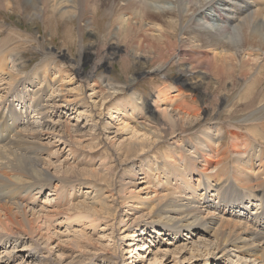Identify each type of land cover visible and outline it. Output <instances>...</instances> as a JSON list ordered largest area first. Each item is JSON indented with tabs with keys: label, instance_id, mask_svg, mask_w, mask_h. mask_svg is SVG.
Wrapping results in <instances>:
<instances>
[{
	"label": "bare ground",
	"instance_id": "1",
	"mask_svg": "<svg viewBox=\"0 0 264 264\" xmlns=\"http://www.w3.org/2000/svg\"><path fill=\"white\" fill-rule=\"evenodd\" d=\"M29 1L33 3L32 6ZM15 6L28 12L27 17L29 11L34 9L38 17L43 14L44 19L51 22L73 19L82 22L87 12H90V20L100 15L110 18L113 13H109L108 9L120 6L117 15L119 32L123 37L135 35L139 51L149 48L151 57L153 55L151 69L139 70L128 82V88L144 76L163 79L166 72L176 66L179 73L177 85L164 80L166 77L163 79L152 99L154 111L162 116L172 131L200 129V132L199 136L194 137V143L186 145L179 143L182 133L178 132L179 145L170 146L172 151L164 154L162 161L151 156L154 160L151 169L147 162L144 163L145 153L149 156L150 149L157 147L159 142L151 141L148 146L146 141L138 143L140 138H136L138 132L134 126H131L132 129L129 127L132 137L118 144L105 135L114 129L116 117L122 125L114 130L116 136L130 126V123L124 122L128 115L126 107L134 109L133 115L141 113L137 106H131L135 100V103L141 104V98L137 97L139 95H125L120 105L107 107L106 104L105 107V103H102L101 107L106 109L108 118L93 121L91 112L84 116L80 127L76 124L78 130L73 131L70 128L72 124L61 122V114H68L71 120L79 121L83 111L77 112L74 100L61 98L57 102L49 101L59 91V87L55 86L57 82H53L49 75L60 79L64 75L63 70L53 66L49 73L46 67L39 68L45 63V57L30 73L21 77L19 64H14L17 59L7 55L5 48L0 47V264H81L73 261L77 256L75 253H82L83 249L93 244L84 230L95 232L99 229V223H104L102 231L107 230L101 241H107L121 225L119 242L134 246V251H138L135 255L142 256L141 259L145 258L152 245L146 239L150 234L161 243L167 240L164 250L154 251V262L158 260L157 254L167 255L171 252L173 258L176 257L174 259L180 257L181 263L203 260L198 264H221L219 259L227 261L232 256L241 264H264V200H259L261 212L250 215L244 205L246 198L241 192L262 195L264 145L261 141L264 137L253 129L241 132L233 125L222 127L217 122L205 121L208 109L205 103L209 100L221 103L227 98L220 94L227 79H233L229 82L231 87L233 81L241 85L244 95L239 92L237 101L243 98L250 100L253 84L264 83V0H0V11H8ZM5 26V23H0V33L4 32L3 28H8ZM177 35L180 36L178 43ZM93 48L86 52L93 51ZM114 50L116 54L109 50L101 52V59L93 67L100 63L106 66L123 57H117L119 51ZM49 53L50 57L56 55L68 59L65 53L55 54L50 49ZM7 63L13 67L8 68ZM80 64L78 62L73 67L69 62V70L72 73L73 69L76 71L77 80L83 77L81 82L87 88L89 80L86 81V76L81 73ZM211 81L217 86L215 93L207 91ZM26 85L32 89L29 90ZM114 88L117 91L111 94L120 93L119 86H110V89ZM92 91L85 104L79 102L78 107L88 109L90 102L95 104L93 98L96 92ZM195 91L200 93L199 96ZM187 96L192 103L199 98L205 107L199 111L196 107L180 104L179 99ZM45 97L47 103L43 101ZM248 105L254 106L252 103ZM257 120L250 123L259 124ZM62 124L74 135L70 134L72 131L65 134ZM260 126L264 127V114ZM94 129L98 134L95 135ZM95 136L103 138L120 166L126 169L119 175L116 189L103 186V173L109 174L113 169L112 163V166H108L105 159H101L96 167L79 169L81 161L90 163L91 156L101 149L90 148L87 154L85 150L80 151L78 144L89 142V139L94 141ZM143 139L149 142V139ZM60 146L76 157L75 160L69 162L68 158L62 159ZM152 179L156 182L149 185L148 181ZM141 184L143 186L139 187ZM219 185L221 188H218ZM109 188L111 191L107 192ZM217 188V192L213 191ZM46 192L47 196L38 203L39 196ZM115 207H123L125 213L132 212L130 216L135 213L138 216L133 220L127 215L122 218L124 214L118 215ZM111 214L114 221L109 223L107 220ZM144 217L146 220H142ZM59 221L68 231L63 234L72 236L67 239V245H74L76 251L70 248L65 251L62 248L64 243L56 244L53 247L59 248L60 254L58 258H53V247L50 246L55 241V233L51 232V226ZM133 229L137 230L131 232ZM160 236L168 239H160ZM178 240L183 242L175 246ZM203 241L208 243L205 245ZM80 242L83 243L78 244ZM170 245L174 246V250L169 251ZM100 246H104L105 252L109 247L103 243ZM92 249L98 252L99 248L94 244ZM140 250L145 252L140 253ZM187 252L189 259L183 257V253ZM151 253L153 250L149 255ZM108 255L111 256L109 264L123 262L117 253L109 252ZM91 259L88 258L89 264H94Z\"/></svg>",
	"mask_w": 264,
	"mask_h": 264
},
{
	"label": "rangeland",
	"instance_id": "2",
	"mask_svg": "<svg viewBox=\"0 0 264 264\" xmlns=\"http://www.w3.org/2000/svg\"><path fill=\"white\" fill-rule=\"evenodd\" d=\"M30 2L31 1H29V5L32 6L33 3L31 4ZM16 7L17 6H15L13 9L8 10V11H2V10L0 11V23L3 22L8 27V28H3L4 32L0 33V44H2L0 47L2 49L5 48L4 51L7 52L6 53L7 55L10 54L17 59V61L14 64H15V66H16V64H19V70L20 71H18V72L20 73L21 77L23 76V74L30 73V71L33 70V67H36L37 65H39L41 63L42 59H45V57H46L45 63H42L41 64L42 66L40 65L41 67L38 66L39 68H42L44 66V67H46L45 69H47V71L49 73L51 72V70L54 67L57 69L63 70L64 75L63 74L61 75V78L63 81H58L61 78L59 79L57 77L49 75L50 78L53 80V82L54 81L57 82L55 86L59 87L58 88L59 91L57 92V94L54 95L53 98H49V101L55 100L57 102L61 98H66L68 100H74L75 101L74 104H75V107L77 109V112H79V111L81 112V110H82L84 115L80 114L79 121H75V120H71L70 117L68 116V114L67 115L61 114V118H60L61 122L72 124L73 126L70 125V128L73 131H77L78 127H75L76 124H78L80 127L82 125V120L85 119L84 116L89 115L91 112H93V119H94L93 121H97L99 119L101 121H103L104 119L108 118V115H106V112H107L106 109L104 107H101L102 103H105L104 106L107 104L106 105L107 107H110L111 105H116V104L120 105L121 102H123V100H124L123 98L125 97V95L129 94V96H131V94H132V96H133V93H134V94H136V96L139 95L137 97H140L142 101H141V104H137V103H135L136 100L135 101L133 100L134 103H132V104H134V105L131 104V106H137L139 108V110L141 111V113H139L138 115H133L134 109L132 107L128 108L129 106L126 107L128 115L126 116L124 122L130 123V126L128 125V128H125L123 131H121V133H119V135L116 136V134H114V130H116L117 127H119V128L122 127L120 120L117 119V117H116V119L113 121V123H114L113 128L114 129H110L108 131V133L107 132L105 133V135H108V139L111 138L110 140L112 142L114 140V141H116V143L123 140V139L129 140V138L132 137L131 126H134V128L138 132V134L136 135V138L137 137L140 138V139H138V141L139 140L141 141V142L139 141L138 143H142L143 141H146V143H147L146 145L148 146V145H151V141L159 142L157 144L158 146L156 145L157 147H154L153 150H152V148L150 149L149 156H148V153H145L146 161L144 163L147 162V164L150 165L151 169H152L153 163H154V160H153V158H151V156L157 157V161H160V160L162 161L163 155L164 154L167 155L169 153V151L170 152L172 151L170 146L179 145V143H181L182 145H186L190 142L194 143V140H195L194 137L199 136L200 129H195L194 131L192 129L191 130H184V132H181L180 129L179 130L175 129L172 131L168 127V125L166 124L165 120H163L162 116H160V114H158L157 112L154 111L155 109L153 107V102H152L153 100L152 99H154V95H156L155 90L161 82H163L164 80H167L169 82H172L171 84L177 85L176 83H177V80L179 77V73L177 72L178 68H176V66H174L170 70H168L169 69V67H168V69H167L168 72H166V74H165L166 78L163 76V79L165 78L164 80L160 79L159 77H151L150 78V77L144 76L141 79L139 78L134 85H132L131 87L128 88V82L130 81V79L133 78L134 75H137V72L139 70L149 71V69H151V67H152L151 60L153 58V55L151 57L152 52L150 51L149 48L143 50V52L139 51V49H138L139 45H138L137 37H135V35L130 34L131 36L129 35L127 37H125V36L123 37L122 34L119 32L117 15L119 13L118 10H120V8H121L120 6H119L120 8L117 6H113V7H111V10H110V8L108 9L110 11L109 13H111V14L113 13L110 18H105L104 16L102 18L101 17L102 15H100L99 18H94L93 20L92 19L90 20V12H87L85 17L83 18L82 22H78L77 19L67 20L66 22L63 20L58 21V22H56V21L51 22V21H48V19H44L45 17L43 14H41L42 16L40 15V17H38L37 16L38 14H36V12H34V9L31 10V8H30L31 11H29V16L27 17L28 12L25 13L22 11V9H20L18 7L16 8ZM103 8H105V7H103ZM117 8H119V9H117ZM112 10H114L115 12ZM48 11H49V8L47 9V13H48ZM22 12L25 14L23 15ZM51 13H53V12H51ZM102 14L104 15V13H102ZM131 16H133V13H131ZM107 27H108V29H107ZM13 30H15V32H13ZM176 40H177L176 43H178L180 40L179 35L176 36ZM145 42L150 43L148 40H145ZM91 47L92 48L94 47L92 49L93 51L86 52V50H88ZM49 49H50V52L55 53V54H58V53L67 54L68 59H63V58H60L59 56H56V55H54V57H50V55H48V54H50ZM107 49L111 53L114 52L113 54H116L115 50H114V49H116L119 51L118 54H120L117 57H122V56L123 57L120 58L119 60H116V61L106 65V66L104 63L103 64L100 63L101 66L100 65L95 66L98 68L93 67L94 63H98L99 62L98 60L101 59V56L103 55L102 53L103 52L105 53V51L108 52ZM84 52H86V53H84ZM99 53H100V55H99ZM137 53H138V55H137ZM87 56H88V59H87ZM127 58H129V59H127ZM86 59H87V61H86ZM121 59L124 62L122 64H121ZM69 62H70V64H72L73 67H76L78 62L81 63L80 64V71H81V73H83L84 76H86V81L89 80V87H87L89 89L85 88V84L83 82H81L82 80H84L83 77H82V79L77 80V77L75 74L76 71L73 69V73L75 74L74 75L72 73V71L69 70ZM9 65H12V64H8L7 65L8 68L13 67V66H9ZM92 68H95V69L92 70ZM201 70H202V68H201ZM40 72H38V73L40 74ZM160 76H162V75H160ZM231 80H233V79L232 78L227 79L226 84L223 86V89L220 91V94L226 95V97H227L226 99H223V102L217 103L215 101L213 102V101L209 100L208 102L205 103V106L208 108L206 110L207 111V116L205 117L206 119L204 118L205 121H210V122L212 121L213 123L217 122L222 127L233 125L235 127H238L241 132H244L246 129H253L256 132H259V134L263 135V137H264V131L262 130V128L264 129V127L260 126L261 121H262V117L264 114V111H263L264 110V97L262 96L264 94V83L260 84V85L253 84L254 87H253L252 91L250 89V93H249L250 94L249 95L250 100L246 101V99L243 98L242 100H244V101H242V100L237 101L236 96L239 94V92L241 94H243L244 92H242L243 90L240 88L241 85L239 86V84L234 83V81L232 82L233 86L231 87L230 83H229ZM93 84H94V86H93ZM91 85L93 88L91 87ZM111 85L119 86L118 91H120V93L118 92V94H111V92L114 93L113 91H117L115 88L110 89ZM208 86H209L207 88L208 92H212V93L216 92L217 86H216V84H214V81H211L210 85H208ZM26 87L29 90L32 89L31 86L26 85ZM125 87H127V88H125ZM92 89L95 90V92H96V95L93 98V101L95 100V104L89 101L90 104H89L88 109H87V107L86 108H84V107L82 108V106L78 107V104H80V103L82 105L85 104L84 102L86 100H88L87 99L88 95L90 93H93ZM185 89L189 90L188 88H185ZM252 92L254 93V95L259 94L260 96L258 95L257 97H255L252 94ZM195 94L196 95L198 94V96H199L200 93L195 91ZM168 95H169V93H168ZM107 96H109L110 98L109 97L107 98ZM171 96H173V94L170 95V98H171ZM261 99L263 100V102H259ZM43 101H45L47 103V97H45V99ZM179 103L180 104L183 103L182 104L183 106L188 105L191 107H196V108H198L199 111H201V109L203 107H205V106H202L204 104H202V102L199 98H197L196 101L194 103H192L191 100L188 101V96L186 98H180ZM250 103H252V105L254 104V106H249L248 104H250ZM93 106H94V108H93ZM209 108H210V110H209ZM129 109H130V112L128 111ZM90 110H92V111H90ZM135 111H137V109H135ZM68 113H70V111ZM71 113H72V111H71ZM73 113H75V112H73ZM210 113H211V115H210ZM255 119H258L257 122L260 121L259 124H256V125L251 124L253 121H255ZM68 121H70V122H68ZM156 121H157V123H156ZM138 122H139V124H138ZM65 126L62 124V130L64 131V133L66 132L65 134H69V132H71L72 130L69 131L68 129H65ZM129 127L131 129H129ZM167 129H169V130H167ZM255 129H257V130H255ZM58 131H59V128L57 129L56 133H58ZM73 131L70 134H73ZM174 131H176V132H174ZM93 132L95 133V129L93 130ZM97 132L95 133V135L98 134ZM178 132L182 133L181 140L179 139L180 136H178L179 135ZM173 133H176V134H173ZM144 134H146V136ZM142 135H144V136H142ZM95 137L97 139L95 138L94 141L92 139H89L90 141L92 140V142L83 141V142H80L78 144V141H76V144H78V146L82 148V149L79 148L80 151L85 150V153H87V154H88L90 148H93L92 150L101 149L99 151V153L91 156L92 161L90 163L84 164V162L81 161L79 163L80 164L79 169H83L86 167L88 169L96 167L100 163L101 159H103V160L105 159V162L108 164V166L113 165L112 166L113 169L112 170L110 169L112 171V173H111V171L109 172V174L103 173V177L105 178V181L102 182V183H104L103 186L105 188L107 186H109L111 189H116L117 188L116 186H118L117 181L120 179L119 175H121L122 170L125 172L126 169H125V167L120 166V163L115 159L116 155L113 153V151L111 149H109L106 146L103 138H101L102 135L100 138L98 136H95ZM89 138H92V137L90 136ZM143 138L149 139V142H147V140H144ZM249 138H251V137H249ZM178 139L180 140L179 143H178ZM261 143L264 145V140H262ZM97 146H99V147H97ZM59 149L63 150V154L61 156L62 159L68 158L69 162H72L73 160H75L76 157L69 155L67 149H65L63 146H60ZM146 150H148V149H146ZM151 152H153V154L156 153L155 156L152 155ZM62 159H60V160H62ZM107 159H109V160H107ZM111 163H112V165H111ZM75 173H76V171H75ZM75 173H73V174H75ZM73 179H74V177L72 178V180ZM148 182H149V185H152L156 182V180L152 179L151 182L150 181H148ZM142 186H143L142 184L139 185V187H142ZM104 187H102V190H105ZM110 188L107 189L106 191L107 192L111 191ZM218 188H221L220 185L218 186ZM218 188H217V190H213V191L217 192L219 190ZM81 190L83 192L86 191V189H81ZM90 191H92V190H90ZM210 191H208V192H210ZM47 192L43 193V195L39 196L38 203L43 201L44 197L47 196ZM241 192L243 194V197L246 198L244 205H245V207L248 208L250 215L254 214L255 212H257L256 215H258L261 212L259 200L262 198L264 200V189L262 190V195H261V193H258L256 195V194H251L249 192H243V191H241ZM210 193L214 194V192H210ZM38 203H37V205H38ZM123 209H124L123 207H121V208L115 207V210L118 213V215L124 214L122 216V218L126 215L130 216L129 214H133L130 211L128 213H125ZM263 209H264V202H263ZM126 211H127V209H126ZM135 212H137V210H135ZM236 213H238L237 210H236ZM135 214H137V213H135ZM135 214L133 216H130L131 220H133L134 218H136V216H138ZM239 215H241V214H239ZM109 217H110V219H108L107 222L112 223L111 221H114L113 220L114 215L111 214ZM242 217H244V215H242ZM142 220H146V217L142 218ZM102 222H104V221H102ZM103 224L104 223H101V224L99 223V225H100L99 229L95 232L91 231V230H87V229L84 230V233L86 234V236L90 237L91 243H93V244H90L91 246L87 247L86 249H83L81 251L82 253H80V252L75 253V255H77V256L74 257V260H73L74 262L76 261V263L81 262V264H89L90 260H88V258L89 259L92 258L91 260L94 262V264H109V260L111 259V256L108 255L109 252L114 253V254L117 253L119 255V257L123 258V262H119V264H198V263L203 261V260H201V261L197 260L195 263H193V260H190V261H184L183 263H181L182 261H179L180 257H177V259H174L176 257L173 258V254L171 252H168L167 255H165V254L162 255L163 253L161 255L157 254L156 259H158V260L154 262L152 260L153 255H155L154 251L164 250L166 247L165 244H166L167 240L161 243L160 241H158V238L155 237L153 239V237H151L150 234L147 235L146 239L148 240L147 241L148 244L150 245L152 243V245H150L149 251L146 252L145 258L143 257L144 259L143 258L141 259L142 256L138 257L137 255H135V253H138V251L137 250L134 251V249H135L134 246L129 247V246L123 245L119 242V240L121 238L120 236L122 235L121 233H122V228H123L121 225H119V227L117 228V232L115 231V232L110 234V236H109L110 238L108 237L107 241H104V240L101 241L100 239H102L104 236H106L105 232L107 233L106 229H104L103 231L101 230V229H103ZM135 230H137V229H133L130 231L133 232ZM130 231H129V233H130ZM51 232L55 233L54 234L55 241L54 240L52 241V245L50 247H53L56 244L61 245L64 243L62 245V248H64L63 250L66 251L67 250L66 248H70V249H73V251H76V248L74 245H72V247H70L71 245H69V246L67 245V243H68L67 239H71L72 236L63 234V233H67L68 231L65 230L64 225H62L60 223V221L56 222L55 224H53L51 226ZM183 234L185 235L186 233H183ZM161 238L164 240L168 239L167 237L160 236V239ZM181 238H184V237L181 236ZM109 240H111V241H109ZM182 242L183 241L178 240L174 245L180 246L182 244ZM82 243L83 242H80L78 244H82ZM102 243L104 245L109 246L108 248H106L107 250L105 249L106 252L104 251V246L103 247L100 246V244H102ZM203 243L206 245V243H208V242L203 241ZM94 244L97 246V248H99L98 252H95L94 249H92V246ZM97 244H99V245H97ZM120 245H121V247H120ZM139 247H141L140 243H139ZM139 247H138V250H139ZM168 247H169V251L174 250L173 245L172 246L170 245ZM108 249H109V251H108ZM128 249L131 250L132 253ZM152 250H153V253H151V255H149V252H151ZM201 250H204V248H202ZM102 251H104L106 254L103 253ZM107 252H108V254H107ZM142 252L144 253L145 250H140V253H142ZM58 254H60L59 248L55 249V247H53V249H52L53 258H58ZM94 257H96V258H94ZM183 257H186V258L189 257L190 258L189 253L188 252H187V254L183 253ZM83 258H85V259H83ZM189 258H187V259H189ZM149 260H151V261H149ZM205 260H207V259H205ZM226 260H227V258H226ZM211 261L212 260H209V262H211ZM218 261L221 264H241L240 261H238L236 258H234L232 256L227 261L220 260V259Z\"/></svg>",
	"mask_w": 264,
	"mask_h": 264
}]
</instances>
